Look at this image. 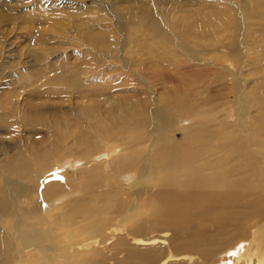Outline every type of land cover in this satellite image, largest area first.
I'll return each instance as SVG.
<instances>
[{"label": "rangeland", "instance_id": "rangeland-1", "mask_svg": "<svg viewBox=\"0 0 264 264\" xmlns=\"http://www.w3.org/2000/svg\"><path fill=\"white\" fill-rule=\"evenodd\" d=\"M218 11L230 19L213 28L194 24ZM172 95L182 99V110H170ZM127 105L134 107L135 119L128 117ZM263 105L264 0H0V148L10 153L53 147L77 157L75 152L88 148L81 133L93 136V124L123 115L125 127L114 126L117 140L146 138L134 148L145 150L148 160L156 148L182 143L184 132L201 129L209 141L208 148L200 144L196 158L202 173L239 179L244 171L233 169L240 156L235 150L242 147L258 159ZM183 112L191 118L179 121ZM64 169L60 161L51 173ZM134 179L120 178L118 186L121 197L132 202ZM121 218L104 231L102 250L108 252L119 236L138 245ZM250 219L248 237L228 248L241 249L238 264H264L261 227ZM146 237H158L150 246L167 247L169 255L171 230L149 231ZM230 256L222 253L224 260Z\"/></svg>", "mask_w": 264, "mask_h": 264}, {"label": "bare ground", "instance_id": "bare-ground-1", "mask_svg": "<svg viewBox=\"0 0 264 264\" xmlns=\"http://www.w3.org/2000/svg\"><path fill=\"white\" fill-rule=\"evenodd\" d=\"M229 19L227 12L218 11L197 18L194 24L213 28ZM168 103L170 110L184 108L176 95ZM127 107L128 117L135 119L134 107ZM179 117V121L191 118L186 112ZM125 118L117 115L93 124L97 127L93 136L81 133L79 139L88 148L75 152L77 157L67 158L51 144L49 150L33 149L28 155L0 148V264H19L18 260L21 264H110V259L112 264H184L170 259L195 255L199 259L194 264H208L218 255V264H238L235 259L241 249L228 247L248 237L250 218L261 227L264 245V105L256 129L258 159L242 147L235 150L240 156L233 169L244 171L239 179L213 170L202 173L196 158L202 152L200 144L208 148V133L203 130H187L182 143L175 140L171 146L156 148L148 160L145 150L134 148L146 138L137 136L128 144L117 140L114 126L124 128ZM92 137L99 145L92 143ZM95 149L103 152L93 154ZM102 157L105 160H97ZM60 161L65 169L54 175L51 171ZM133 175L134 202L122 198L118 188L120 178L130 181ZM103 186L110 189L100 190ZM77 191L78 196H71ZM117 216L135 234L138 245L119 236L106 252L99 244L107 238L104 231L116 225ZM238 222L240 226L229 231ZM161 229L175 236L169 255L167 247L150 246L158 237H146L149 231ZM228 251L235 255L222 259Z\"/></svg>", "mask_w": 264, "mask_h": 264}, {"label": "snow or ice", "instance_id": "snow-or-ice-1", "mask_svg": "<svg viewBox=\"0 0 264 264\" xmlns=\"http://www.w3.org/2000/svg\"><path fill=\"white\" fill-rule=\"evenodd\" d=\"M230 255H235V253H231Z\"/></svg>", "mask_w": 264, "mask_h": 264}]
</instances>
